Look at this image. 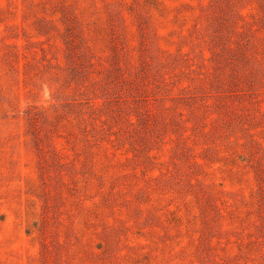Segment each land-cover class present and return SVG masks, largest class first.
Segmentation results:
<instances>
[{
  "label": "rangeland",
  "instance_id": "374dc122",
  "mask_svg": "<svg viewBox=\"0 0 264 264\" xmlns=\"http://www.w3.org/2000/svg\"><path fill=\"white\" fill-rule=\"evenodd\" d=\"M0 264H264V0H0Z\"/></svg>",
  "mask_w": 264,
  "mask_h": 264
}]
</instances>
